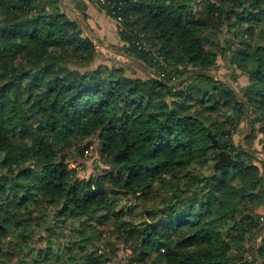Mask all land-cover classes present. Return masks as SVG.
<instances>
[{"label": "trees", "instance_id": "16d2710c", "mask_svg": "<svg viewBox=\"0 0 264 264\" xmlns=\"http://www.w3.org/2000/svg\"><path fill=\"white\" fill-rule=\"evenodd\" d=\"M70 1L0 0V262L109 264L96 221L111 216L134 264H264V0H90L131 63L100 52ZM219 58L248 75L241 94ZM92 137L109 169L81 177L69 151L79 163ZM135 195L151 202L139 221L117 208Z\"/></svg>", "mask_w": 264, "mask_h": 264}, {"label": "rangeland", "instance_id": "374dc122", "mask_svg": "<svg viewBox=\"0 0 264 264\" xmlns=\"http://www.w3.org/2000/svg\"><path fill=\"white\" fill-rule=\"evenodd\" d=\"M65 2L71 4L70 0H64ZM94 5L97 3L93 2ZM99 5V4H98ZM97 5V6H98ZM99 7V6H98ZM72 12V11H71ZM82 26L87 25L84 20H80ZM109 40L112 39V37L107 36ZM119 43H113L109 41V44L106 45V47L98 46L100 52H102L105 56H112L116 60L122 62V63H131V60L128 59L124 54L117 52L115 49L117 46H119ZM132 71L136 72V74L139 75H145V71L132 66ZM212 73L217 76L219 79H223L228 81L230 84L233 85V87L241 94L242 89L246 86L248 83V75L243 73L240 69L237 67L231 65L229 62H226L222 58H219L217 65L213 68ZM256 114V113H255ZM253 114V116H255ZM250 116L247 117V120L245 119L241 123V129L239 134L235 137L236 142L246 144L245 137L250 135L252 132L253 126L250 123ZM259 122L256 120V125H258L257 129V138L254 141L255 151L258 156V160H256V163L261 167L262 173L264 175V145L261 143L260 139L264 138V133L261 131V128L259 127ZM91 142L89 149L87 152L83 155L82 160L79 161V163H76L74 161V153L76 152V149L72 148L69 151L70 154V167H76L79 170V175L81 177H87L92 174H106L107 170L109 169V160L106 156H102L99 152V140L97 137H92L87 139ZM122 186V184L120 185ZM140 195H135L130 198H122L120 203L117 205V208L120 209L121 207H124V214L122 215L123 218L127 217L128 219H132L135 221H139L141 219H144L145 216H147V209L149 208V205L151 202L143 201L140 197ZM258 211L261 214H264V206L259 207ZM115 219H113L111 216H102V218L98 219L96 221V224L98 227L103 231V237L106 239L108 244L106 245L107 248L113 250V257L110 259L109 264H134L135 262H132V250L129 248L128 245L124 244L122 242V239H119L120 232L117 233L115 228ZM69 226L70 224H64L55 234L56 240L59 241L61 245H63V242L66 241L67 237L69 236ZM118 236V238H117ZM264 237V230L259 233V236L256 238V244L261 241V239ZM249 249V248H248ZM251 249L248 250L247 253L250 254ZM63 255V254H62ZM248 256V254H247ZM250 258V256L248 257ZM241 260H237L236 264H239ZM3 264L2 262H0ZM137 264V263H136Z\"/></svg>", "mask_w": 264, "mask_h": 264}, {"label": "crops", "instance_id": "0c3cea01", "mask_svg": "<svg viewBox=\"0 0 264 264\" xmlns=\"http://www.w3.org/2000/svg\"><path fill=\"white\" fill-rule=\"evenodd\" d=\"M87 3V18L84 19L87 25L86 27L88 33L93 37L94 41L98 46L106 47L109 44V41L113 43L122 44V41L119 39L118 31L116 27L115 20L106 13V11L90 0H85ZM72 15L82 20L83 15L77 9L72 10ZM107 36L112 37L111 40L107 38Z\"/></svg>", "mask_w": 264, "mask_h": 264}, {"label": "water", "instance_id": "95a60500", "mask_svg": "<svg viewBox=\"0 0 264 264\" xmlns=\"http://www.w3.org/2000/svg\"><path fill=\"white\" fill-rule=\"evenodd\" d=\"M215 144H217V141H215ZM219 156H220L219 159L215 163L216 168L223 169L226 166L230 165L234 160L231 153L226 150H221L219 152Z\"/></svg>", "mask_w": 264, "mask_h": 264}, {"label": "built area", "instance_id": "2783aa9c", "mask_svg": "<svg viewBox=\"0 0 264 264\" xmlns=\"http://www.w3.org/2000/svg\"><path fill=\"white\" fill-rule=\"evenodd\" d=\"M100 3H104L105 2V0H98Z\"/></svg>", "mask_w": 264, "mask_h": 264}]
</instances>
